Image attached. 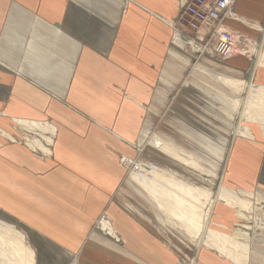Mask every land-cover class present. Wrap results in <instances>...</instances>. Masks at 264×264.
<instances>
[{
    "label": "crops",
    "instance_id": "0c3cea01",
    "mask_svg": "<svg viewBox=\"0 0 264 264\" xmlns=\"http://www.w3.org/2000/svg\"><path fill=\"white\" fill-rule=\"evenodd\" d=\"M177 3V0H0V129L28 147L8 141L0 130V219L7 216L21 223L18 227L27 241L21 231H13L21 233L23 243L30 248V264L56 262L45 256V262L38 260L41 258L38 255L54 256L48 244L67 252L65 262L58 261L67 264L88 236L99 232L91 229V225L110 200L124 208L125 213L118 220L123 225L130 223L131 227L123 231L120 225L121 230L114 229L113 215L107 212L103 216L108 219L101 220V227L112 226L104 232L117 233V244L103 247L109 257L94 254L90 259L79 255L78 264H150L147 253L152 249L160 259L156 264H173L165 252L166 248L173 249L138 214L136 207L130 201L123 199L122 203L111 197L124 171L118 157L121 153L130 157L135 154L131 145L140 130L145 106L153 103L158 83L170 78L171 72L181 74L180 70L170 69V48L175 50L176 46L171 41L173 36L180 48L186 44L184 33L174 34L170 26L179 13ZM222 23L239 42L237 50L221 60L225 72L244 75L250 58L255 57L249 79L264 86V0H234ZM243 46L249 52L238 50ZM232 75L220 72L217 78H234ZM225 85L233 86L226 82ZM242 88L243 98L247 88ZM15 117L55 126L53 130L34 128V131L49 130L50 138L54 135L50 147L42 142L49 153L24 142L21 133L37 135L31 134L30 128L17 127ZM242 119L251 135H233L229 141L223 173L225 188L235 193L234 189L241 187L239 190L252 193L251 198L245 193V196L236 194L240 198L254 200L259 193L264 199V133L257 119ZM161 139L179 152L190 153L171 140ZM129 183L144 195L139 184ZM145 197L150 199L148 195ZM239 209L218 202L211 222L227 234L247 232L246 240L240 236L238 239L248 245L243 250L248 264L256 255H262L258 260L264 262L261 239L264 213L241 208L240 217ZM245 216H248L246 223ZM255 226L259 229L256 237L252 235ZM101 238L111 240L103 234ZM148 241L152 244H147ZM228 243L224 245L233 248ZM132 248L146 252V259L139 261L140 255ZM173 253L179 257V253ZM186 264L239 263L211 244L198 248Z\"/></svg>",
    "mask_w": 264,
    "mask_h": 264
},
{
    "label": "rangeland",
    "instance_id": "374dc122",
    "mask_svg": "<svg viewBox=\"0 0 264 264\" xmlns=\"http://www.w3.org/2000/svg\"><path fill=\"white\" fill-rule=\"evenodd\" d=\"M177 2L180 12L182 5L185 4V0H177ZM230 6L225 9L223 14L221 13L222 15L220 14L221 18L210 20L208 23L210 26L208 29L204 27L203 31L193 30L186 25H183L179 21L178 16L175 22L170 21V26L173 28L174 34L176 32H183L186 36V44H184L185 46L182 48L176 43L177 39L174 38V36L173 38L171 37L172 43L176 46H174L175 50L170 48V69L173 70L174 68L177 71L180 70L181 74L180 76H176L171 72L170 78L167 80L161 79L158 83V88L155 90L153 103L144 108L145 113L143 120L141 121L140 130L133 145H131V147L135 149V154L130 157L128 154L121 153L118 157L124 171L122 180L111 198H119L120 202L125 199L130 201V204H133L136 207L138 214H141V216L145 218V221L151 225L154 232H156L163 240L167 241L169 247L173 249V251L177 254L179 253L178 257L172 250L166 248L165 252L169 254V257L171 258L170 260L173 264L189 263L196 252V245L194 241L188 237L185 231L178 226V224H174L170 220H167L166 216H164L161 211L152 204V201L145 197L146 195L136 192L134 188L129 185V182L136 184L131 178L130 171L132 168L141 170L138 168V161L141 163L144 162V164L150 162L152 166H154V162H157L161 166L176 171L179 176L195 182L196 184L208 185L214 191L218 187H216V178L221 176L220 184L223 185V187H227L223 179L224 164L230 146L229 141L233 135H235L233 133V125L237 120L241 122L238 109L233 105V99L236 98L239 101L242 100L243 88L236 85H233L232 87L226 86L225 81L221 77L217 78V74L221 72L232 75L230 72H225V66L221 60L226 59L232 52L236 51V48H238L237 43L239 42L234 38V46L230 53H217L214 46L218 39L216 40L215 30H212V27H224L222 17L225 16L226 11ZM238 50L249 52V48L246 46H243ZM255 60V57L250 58L249 68H247L244 75L232 76L242 77L249 81V78L252 76L251 72L254 68ZM222 86L224 88H221ZM246 94H251V92L247 89ZM29 121L27 120V122H24L26 125L23 127H20L16 122L15 123L20 129H32L33 131L29 132L37 135L42 142L50 147L52 145L51 141L54 140V135H52L53 140H51V132L49 130H45L44 132L38 130L34 131V128L39 126H30L35 123ZM241 123L243 124L244 122L242 121ZM48 127L49 125L47 123V128ZM14 133L16 135L15 131ZM1 134L4 135L5 138H8V136L3 134L2 131ZM23 135H25V133H21L22 138ZM44 135H46L49 140H47ZM152 135L161 141H163L161 137L163 139L171 140L174 144L178 145V147L190 153L179 152L175 149V146H170L177 152V155H168L152 145L149 140ZM13 138V140L9 138L10 140L8 139V141L15 142V137L13 136ZM15 143L26 146L21 140H16ZM49 143L51 144L49 145ZM36 152L38 153V151ZM193 160L197 165H191L188 162ZM212 178L215 179L211 181L210 179ZM240 188L241 187H237V189H234L235 194L240 195L245 193L242 190H239ZM254 190H256V187H254ZM248 197L251 198L252 196L250 195ZM109 202L110 204L107 205L105 211H101L98 214L96 220H94L91 225V229L98 230L101 234L107 236L111 240L101 238L99 232L91 233L88 236V240L80 246L79 250L73 252L71 258L68 259L67 264H78L79 255H84L90 259L94 254L105 258L109 257V254L106 253V251H103V247L106 245H116V237L118 234L116 233V235H114L113 233L111 235L108 231H105V233L104 229L111 230L110 228L113 226L114 229L117 227L121 230L120 227L123 226L124 228H122V230L124 231L131 227L130 223L123 225L124 223L118 220L119 215L125 213L124 208L120 205H116L113 200H110ZM107 212H111V216L113 215V217H111L112 222L110 221L112 226L110 227L109 225L108 227L102 228L100 225L102 223L101 220H103L102 217L107 214ZM4 218L6 219H0V222L10 225L13 229L21 231L18 227V225L22 226L21 223L12 219L9 220L7 216H4ZM246 218V216L243 218L244 222ZM210 226L216 228L211 222ZM257 231L258 230L255 229V232L252 235L256 237V234L258 233ZM23 235L26 240L24 233ZM29 235L31 236V234ZM261 239L264 240L263 236H261ZM147 244L151 245L152 243L148 241ZM48 245L51 247L50 252L54 256H51L50 254L45 255L42 252L41 254L44 255H38L41 257L38 258V260L40 259L42 262H45L43 260L45 256L48 259L51 258V261H54L55 259L57 264H60L59 262H65V258L69 257L65 250H57L56 247L51 246L50 244ZM204 246L206 245L201 244L198 248L200 249ZM83 247L84 253L81 254L80 252ZM132 249L140 255L139 261H144L146 259L144 255L146 252H140L134 248ZM155 251L156 250L152 249L151 252L149 251L147 253L149 254L148 260L152 264H156L160 261V259L154 255ZM213 252L218 254L216 251ZM62 253H64L65 256H62ZM260 257L263 256H254V258L251 259V264H264L262 260H258ZM35 258L37 259V257ZM184 258L187 260L186 263ZM45 264L47 263L45 262Z\"/></svg>",
    "mask_w": 264,
    "mask_h": 264
},
{
    "label": "bare ground",
    "instance_id": "6f19581e",
    "mask_svg": "<svg viewBox=\"0 0 264 264\" xmlns=\"http://www.w3.org/2000/svg\"><path fill=\"white\" fill-rule=\"evenodd\" d=\"M263 55L264 54H262V56ZM220 77L228 84L240 87L246 86V88L251 92V94H246L240 101L234 98L233 105L238 109L240 119H257L261 123L264 133V86L253 84L251 79L246 82L245 80L241 79L242 77ZM13 120L20 127L26 125L21 118L15 117ZM33 122L35 124H31L30 126L33 127V125H37L42 128H47V126L40 124V122ZM48 124L49 129H55V126L52 123ZM1 131L3 134L8 136V138H11L12 140L14 139L13 135L9 132L5 130ZM233 131L235 135H251L249 126L242 124L239 120H237L233 125ZM23 138L24 142L31 148L49 153V148L46 147L42 141L34 135L30 136L29 134H25L23 135ZM46 139L49 140L47 136ZM149 140L154 147L160 149L166 154L171 156L177 155V152L173 148L165 144V142L161 141L157 137L152 135ZM188 162L191 165H197L194 160ZM154 163V166H152L150 162L144 164V162L141 163L138 161V168H140L142 171L133 168L131 171L133 180L139 184V187L142 190L145 191L144 195H148L150 197L153 205L156 206L164 216H166L167 220H170L174 224H178L179 227L183 228L187 232L188 236L192 239V241H194L196 250L201 244L206 246L212 244L215 245L219 251L231 257L235 262L239 264H248L247 254L243 251L247 250L248 245L238 239L240 236L244 237L246 240L248 238L247 232L233 231L231 234L225 233L226 231L222 232L217 228L210 226L211 216L213 209L217 206L218 202L240 208L237 211L240 217H242L241 215L243 214L241 212L242 209H250L251 211L254 210L257 212V214L258 211L264 213L263 197L257 193L256 196L254 195V200L240 198L235 193L220 184L221 176L216 178V187H218L214 191L208 185L196 184L195 182L179 176L176 171L171 170L168 167H163L157 162ZM214 179L212 178L210 180L213 181ZM244 192L248 196L252 194L249 191ZM102 219L108 218L107 216H103ZM255 220L257 219L255 218ZM260 221L262 222V220ZM102 225L103 223H101V226ZM106 226L107 225L102 228H105ZM255 229L259 230L256 226ZM225 242L231 243L233 248L225 246ZM29 252L31 253V250L26 246V244L23 243V235L21 233L13 231V228L9 226L0 224V262L2 264H30ZM10 258L14 259L11 260Z\"/></svg>",
    "mask_w": 264,
    "mask_h": 264
},
{
    "label": "built area",
    "instance_id": "2783aa9c",
    "mask_svg": "<svg viewBox=\"0 0 264 264\" xmlns=\"http://www.w3.org/2000/svg\"><path fill=\"white\" fill-rule=\"evenodd\" d=\"M232 2L233 0H185L178 19L183 25L193 30L203 31L204 27L208 29L210 26L208 24L210 20L221 18L220 14H223ZM213 29L215 38L218 39L214 46L215 51L217 53L224 52V54L230 53L235 41L233 34L224 27H212Z\"/></svg>",
    "mask_w": 264,
    "mask_h": 264
},
{
    "label": "snow or ice",
    "instance_id": "6c2138e0",
    "mask_svg": "<svg viewBox=\"0 0 264 264\" xmlns=\"http://www.w3.org/2000/svg\"><path fill=\"white\" fill-rule=\"evenodd\" d=\"M54 264H56V262H54Z\"/></svg>",
    "mask_w": 264,
    "mask_h": 264
}]
</instances>
